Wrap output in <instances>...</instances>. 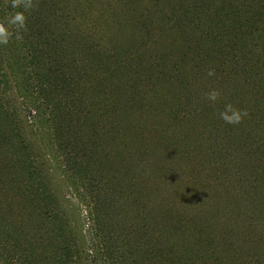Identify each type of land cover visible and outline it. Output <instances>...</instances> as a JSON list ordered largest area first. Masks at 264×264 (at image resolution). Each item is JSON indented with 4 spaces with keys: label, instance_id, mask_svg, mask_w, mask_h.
I'll return each mask as SVG.
<instances>
[{
    "label": "rangeland",
    "instance_id": "374dc122",
    "mask_svg": "<svg viewBox=\"0 0 264 264\" xmlns=\"http://www.w3.org/2000/svg\"><path fill=\"white\" fill-rule=\"evenodd\" d=\"M127 1L125 20L106 26L102 53L73 44L79 52L73 81L84 116L67 125L83 127L87 157L57 152L53 125L32 118L33 107L24 100L32 97L8 79L4 105L16 110L24 141L0 136V248L9 253L0 264L57 263L55 240L53 246L49 240L58 237L51 232L55 219L42 214L47 203L61 210L71 238L84 237L78 264H106L108 247L120 255L119 264L264 263L263 249L245 242L264 243V106L254 102L260 92L244 83V75L235 81L239 65L233 58L214 65L230 76H208V60L196 75L195 34L201 15L213 7L202 11L198 5L192 15V9L185 13L186 4L198 0ZM105 2L114 8L105 10L96 0V11L115 16L118 1ZM68 27L72 33L79 29ZM177 64L182 73L174 72ZM170 77L178 97L166 94L179 114L167 111L162 92H156ZM214 89L220 92L215 102L205 96ZM106 97L115 112L105 113L111 105ZM184 99H190L187 110ZM229 103L248 113L244 123L219 118ZM97 203L114 240L107 241L98 227Z\"/></svg>",
    "mask_w": 264,
    "mask_h": 264
},
{
    "label": "trees",
    "instance_id": "16d2710c",
    "mask_svg": "<svg viewBox=\"0 0 264 264\" xmlns=\"http://www.w3.org/2000/svg\"><path fill=\"white\" fill-rule=\"evenodd\" d=\"M67 1L33 0L35 4H38V7L26 13L27 31L21 33L23 39L18 41L13 37L8 45H0V136L1 140L3 138L4 140H13V137H17L22 142L24 141L23 135L18 129L19 119L16 117V110L13 111L11 106L4 105L5 99L3 100L2 97L3 94L11 91V89L8 90L7 85L8 79L12 76L15 80L14 88L28 91L29 96L32 97V99L24 98V100L30 101V105L33 107L32 118L53 125L55 132L53 137L58 139L57 152L72 158L80 159L81 157L83 159L90 153L86 149L87 146L81 143L83 127L73 129L72 123L67 125L69 121L74 122L78 116H84L78 105L79 97H82L81 90L77 89L76 83L73 81V74L78 69L76 54H79L78 47L76 46L74 49L73 44L83 43L84 49H90L89 52L102 53L104 50H102V43L107 38L106 31L108 29L106 26L114 27L117 25V21L125 20L126 6L129 3L127 0H117L116 15L106 16L105 10L114 8V6H106L105 0H97L105 8L101 11H96V0H71L70 6L74 9L70 8V12L66 11ZM197 2L195 5L188 1L185 13L190 14L188 11L192 9V15H195L198 5L202 11L205 10V6L213 8L201 15V22L197 29L199 32L196 31L195 34L196 39L200 40L199 42L194 40L195 43L198 42V45L196 44L193 49L198 52L200 57L195 71L200 70L204 60H208L210 63L206 67V72L214 70L215 74L223 76L229 74L230 76L232 73H228L226 67H214V65L217 59H222V63L225 65L227 59L233 58L239 65L233 72L235 78L241 75L245 76L244 79L249 78L244 83L254 85L262 96L254 102L264 106V0H198ZM10 4L11 0H7L8 6H6V0H0V22L6 23L7 16L15 11H23L22 7L13 9ZM94 13H97L96 17L94 16L95 20L92 19ZM112 19L115 23H110ZM203 19L205 22H202ZM189 24L190 22H188ZM68 26L79 29L72 33V29ZM182 30L186 32L185 29ZM254 41L263 45H255ZM93 42L95 44L91 47L87 46V43ZM225 48L228 49H226L228 52L224 51ZM174 72L182 73L179 64L174 66ZM192 76L193 74H190V78ZM256 76L263 78L260 84L255 82V79L252 81ZM190 78L183 79L182 77L181 80L188 81L189 84ZM169 79L171 77L166 79L168 82H160L161 88H157L156 92L159 95L162 92V102L167 111L179 114L178 110L174 109L176 106L174 100L178 95L173 89H170L174 87V80L169 81ZM241 80L243 79H235L236 82ZM171 82L172 85L169 84ZM166 92L174 95L173 102L168 98ZM154 97L158 98V95ZM106 100L111 105L105 107V113L115 112L114 102L107 97ZM180 102L182 101L180 100ZM184 102L186 103L184 108L187 110L186 106H190V99H184ZM249 132H253V129ZM40 196L44 197V193ZM51 197L52 195L48 194L46 199L51 200ZM261 202L264 204V200ZM263 206L259 207L264 209ZM45 209L47 210H44L42 214L50 219H55V227H52L51 232L56 233L58 237H50L49 240L52 246V240H55L56 264H78L82 256L84 237L71 238L72 230L70 231L65 216L56 204L47 203ZM95 214H97L99 229L104 230L103 237L107 241L114 240L115 232L110 229L106 231L98 203L95 206ZM191 237L192 235L187 241H191ZM251 240L253 238L250 241H245L246 244L260 246L263 249L262 254H264V243L262 244L260 240L255 242ZM194 243H197L196 239ZM17 246L19 245L16 244L15 247ZM102 250L104 251V249ZM102 255H104L103 262L106 264H119L120 255L117 251L113 253V250L108 247L107 252ZM8 256L9 253L7 254L0 248V260L7 262ZM194 256L197 259L198 256ZM202 257L203 261H206L207 256L202 255ZM180 261L183 264L182 262L185 260L181 259ZM255 263L264 264L263 261L258 260Z\"/></svg>",
    "mask_w": 264,
    "mask_h": 264
},
{
    "label": "clouds",
    "instance_id": "9594fccd",
    "mask_svg": "<svg viewBox=\"0 0 264 264\" xmlns=\"http://www.w3.org/2000/svg\"><path fill=\"white\" fill-rule=\"evenodd\" d=\"M6 6L7 0H6ZM10 7L13 9L23 8V11H15L13 14L7 16L6 23L0 22V45H8L10 40L14 37L16 40H22V32L27 31V15L26 13L38 7L33 0H11ZM208 76H215L214 70H209ZM205 96L210 101H217L220 98L218 90H212L205 93ZM248 115L244 110L236 108L231 103L226 104L224 110L219 113V118L224 123L229 125H239L243 119Z\"/></svg>",
    "mask_w": 264,
    "mask_h": 264
}]
</instances>
